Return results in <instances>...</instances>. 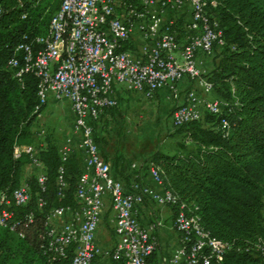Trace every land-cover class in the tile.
I'll return each mask as SVG.
<instances>
[{"label":"built area","instance_id":"obj_1","mask_svg":"<svg viewBox=\"0 0 264 264\" xmlns=\"http://www.w3.org/2000/svg\"><path fill=\"white\" fill-rule=\"evenodd\" d=\"M56 1L60 8L46 33L29 41L24 37L16 47L19 57L7 63L18 81L26 74L37 79L35 112L47 104L49 96L69 102L74 122L72 135L60 145L62 159L76 151L84 158L76 190L79 206L54 207L46 218L41 249L48 263L66 257L73 247L67 264H95L98 256L118 264H152L149 259L158 246L155 233L162 221L143 225L139 218V207L151 200L162 206L178 204L174 227L181 245L158 264H224L230 244L204 228L198 205L182 202L165 189L161 169L152 161L147 167L159 188L145 184L139 173L126 186L101 155L93 125L108 109L118 107L117 87L154 100L164 89L176 96L178 85L189 78L205 96H211L213 86L204 76L208 71L205 60L213 57L215 46L225 45L219 22L213 19L217 4L207 0ZM227 106L223 100L191 91L173 110L172 126L176 129L199 121L204 111L220 114ZM221 125L225 131L229 128L226 119ZM44 133L40 129L36 135ZM41 145H15L13 157L28 154L29 173L42 188L46 176L38 159ZM58 186V195L63 196L66 182L62 177ZM29 198L27 180L9 194L0 192V228L13 227L9 206L24 205ZM107 198L117 241L113 247L103 248L97 234ZM43 205L39 199L38 206ZM257 248L264 252V239Z\"/></svg>","mask_w":264,"mask_h":264},{"label":"trees","instance_id":"obj_2","mask_svg":"<svg viewBox=\"0 0 264 264\" xmlns=\"http://www.w3.org/2000/svg\"><path fill=\"white\" fill-rule=\"evenodd\" d=\"M207 1L217 4L213 19L225 45L215 46L204 76L212 94L228 106L220 114L204 111L199 121L173 127L183 134L176 151L157 149L150 161L161 169L164 188L198 205L204 228L230 244L224 264H264V252L257 248L264 239V0ZM0 8V192L9 194L23 180L30 188L26 204L9 206L13 227L0 228V264H49L41 249L46 218L54 207L79 206L76 190L84 158L76 151L63 160L61 144L44 134L38 150L44 186L33 173L24 177L30 159L24 152L13 157L14 146L35 145L39 137L32 126L46 105L35 112L37 79L26 74L18 81L7 63L19 57L16 47L24 37L29 41L46 33L60 2L0 0ZM99 119L93 122L95 131ZM95 138L108 144L105 135ZM60 177L66 182L63 196L58 195ZM170 206L176 214L178 204ZM72 256L73 247L52 264H67Z\"/></svg>","mask_w":264,"mask_h":264},{"label":"crops","instance_id":"obj_3","mask_svg":"<svg viewBox=\"0 0 264 264\" xmlns=\"http://www.w3.org/2000/svg\"><path fill=\"white\" fill-rule=\"evenodd\" d=\"M205 61L206 67L210 69L211 65L208 63V58ZM191 91L197 92L200 97L209 98V96H205L203 91L189 78H185L178 85L176 96L172 94L169 89H164L158 93L154 100H147L139 94L129 93L121 87H117L116 97L119 101V105L115 110L116 112H104L100 116L98 121L99 126L96 128L95 133L97 136H106L108 144L104 145L103 142L98 144L101 155L112 164L114 175L126 186H130L134 175L139 173L145 184L159 188L158 184L151 177L148 167L140 163L141 158L146 159L151 153H143L136 150L129 151L126 149V145L129 143L128 139L135 135L133 133L135 126L131 124L132 120L128 115L129 111L134 110L138 113L141 109L140 101L144 102L142 100H145L171 109L169 114L172 117L173 110L184 102L187 93ZM169 126L172 127V120L169 122ZM136 136L140 137L139 134ZM115 139L116 141L114 142ZM133 165L136 166L134 167ZM107 205L111 206L108 198L97 234V242L103 248L113 247L117 241V237L110 224V218L113 215H108ZM174 216L175 212L171 206H162L151 200L145 201L139 207V218L143 225H147L155 220L162 221V224L155 233L158 246L155 253L149 259L152 264L160 263L164 257L171 255L181 245L180 234L174 227ZM95 264L118 263L108 257L98 256Z\"/></svg>","mask_w":264,"mask_h":264},{"label":"rangeland","instance_id":"obj_4","mask_svg":"<svg viewBox=\"0 0 264 264\" xmlns=\"http://www.w3.org/2000/svg\"><path fill=\"white\" fill-rule=\"evenodd\" d=\"M208 63L211 65L212 59H208ZM209 98L213 99L216 96L212 94ZM142 101L144 102L140 101L141 109L138 113L134 110L128 113L132 120L131 124L135 126L133 131L135 135L128 139L129 143L126 145V149L129 151H141L143 153H152L159 149L165 153H174L177 149V143L183 140V134L176 133L173 126H169V122H171L169 114L171 109L153 104L150 101ZM73 122L74 117L69 102L66 100L55 101L49 96L45 110L33 123L32 131L35 132L43 129L45 131L44 134L51 133L58 143L61 144L67 137L72 135ZM138 134L140 137L136 136ZM43 137L44 135L36 138V146L41 144ZM150 160V156L146 159L141 158L140 163L147 166ZM30 171L27 168L24 177L29 176ZM107 210L109 216L113 215V209L110 205H107Z\"/></svg>","mask_w":264,"mask_h":264}]
</instances>
